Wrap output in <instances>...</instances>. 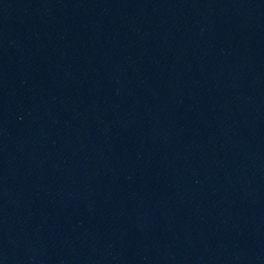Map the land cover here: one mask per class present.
<instances>
[{
  "label": "water",
  "instance_id": "1",
  "mask_svg": "<svg viewBox=\"0 0 264 264\" xmlns=\"http://www.w3.org/2000/svg\"><path fill=\"white\" fill-rule=\"evenodd\" d=\"M202 126L264 199V0H122Z\"/></svg>",
  "mask_w": 264,
  "mask_h": 264
}]
</instances>
